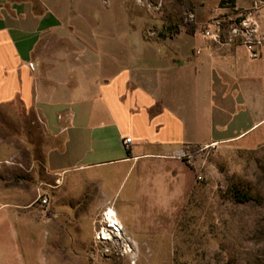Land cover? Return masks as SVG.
Masks as SVG:
<instances>
[{
  "label": "crops",
  "instance_id": "crops-1",
  "mask_svg": "<svg viewBox=\"0 0 264 264\" xmlns=\"http://www.w3.org/2000/svg\"><path fill=\"white\" fill-rule=\"evenodd\" d=\"M220 1L218 9L200 6L196 26L162 53L143 39L109 48L87 39L97 29L71 11L72 0L0 8V109L34 113L51 143L42 162L48 180H33L32 165L26 179L0 181V264H73L66 223L58 227L53 200L39 202L41 185L64 184L75 171L68 182L82 183L89 181L82 172L116 166V180L133 175L132 196L158 223L167 210L154 191L167 187L147 184V171L182 183L190 169L179 152L264 145V45L252 60L244 46L219 45L199 32L258 6L264 36V0Z\"/></svg>",
  "mask_w": 264,
  "mask_h": 264
},
{
  "label": "rangeland",
  "instance_id": "rangeland-1",
  "mask_svg": "<svg viewBox=\"0 0 264 264\" xmlns=\"http://www.w3.org/2000/svg\"><path fill=\"white\" fill-rule=\"evenodd\" d=\"M40 1L0 0V8L17 2L38 5ZM217 3L72 0L70 8L97 29L86 33L91 41L108 47L111 42L127 45L143 39L162 53L182 40L184 30L196 26V20L188 21L191 14L195 16L205 5L218 9L221 1ZM221 18L224 26L235 19L230 15ZM50 144L34 113L0 109V181L26 179L32 165L36 169L33 180H48L42 162ZM248 145L196 150L192 163L185 162L190 170L184 168V181L180 169H170L182 183L176 184L170 175L160 178L147 171V184L167 187L154 191L161 194L167 210L166 217L160 218L165 221L158 223L141 197L132 196L133 175L116 180V166L112 165L82 172L89 180L82 183H69L68 179L79 174L70 172L64 184L51 181L41 185L40 195L53 200L58 227L66 223V244L71 247L67 251L73 264H264V145ZM235 190L261 201L237 204L232 200ZM109 208L115 212V220L118 212L122 234L107 228L104 214ZM108 237L110 241L104 240Z\"/></svg>",
  "mask_w": 264,
  "mask_h": 264
},
{
  "label": "built area",
  "instance_id": "built-area-1",
  "mask_svg": "<svg viewBox=\"0 0 264 264\" xmlns=\"http://www.w3.org/2000/svg\"><path fill=\"white\" fill-rule=\"evenodd\" d=\"M259 15L260 8L255 6L246 14H242L238 18L232 20L229 25L224 26L221 20H212L202 26L199 32L205 39L219 45L244 46L249 53L250 59L255 60L260 57V50L264 45V36L260 34L258 29ZM188 21L191 23L195 22V16L191 14ZM123 142L125 146L128 147L131 145L132 139L126 137ZM177 158L188 164H191L193 161V155L190 153L179 152ZM39 202L41 205L49 204V200L46 197L40 196ZM107 225L110 224L108 223Z\"/></svg>",
  "mask_w": 264,
  "mask_h": 264
},
{
  "label": "trees",
  "instance_id": "trees-1",
  "mask_svg": "<svg viewBox=\"0 0 264 264\" xmlns=\"http://www.w3.org/2000/svg\"><path fill=\"white\" fill-rule=\"evenodd\" d=\"M228 3L226 0H222V4ZM232 200L237 204H247L250 202H257L260 203L261 200L257 199L256 197L252 196L248 192H241V191H232Z\"/></svg>",
  "mask_w": 264,
  "mask_h": 264
},
{
  "label": "bare ground",
  "instance_id": "bare-ground-1",
  "mask_svg": "<svg viewBox=\"0 0 264 264\" xmlns=\"http://www.w3.org/2000/svg\"><path fill=\"white\" fill-rule=\"evenodd\" d=\"M106 214V213H105ZM105 214H104V217H105V221H106V223L108 224H110V225H107V226H109V227H107V228H109V229H111V231H116L115 233L117 234H119V233H121L122 234V227H121V225L115 220V218H113L114 216H113V213L112 212H110V211H108V213H107V215L105 216ZM114 228V229H113ZM110 233V232H109ZM111 234V233H110ZM120 234V235H121ZM113 235V234H112ZM114 237V236H113ZM104 240H106V241H110L109 240V237L108 238H105Z\"/></svg>",
  "mask_w": 264,
  "mask_h": 264
}]
</instances>
